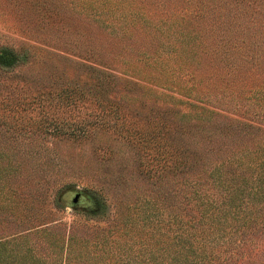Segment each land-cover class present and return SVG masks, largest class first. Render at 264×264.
<instances>
[{
  "label": "trees",
  "instance_id": "16d2710c",
  "mask_svg": "<svg viewBox=\"0 0 264 264\" xmlns=\"http://www.w3.org/2000/svg\"><path fill=\"white\" fill-rule=\"evenodd\" d=\"M70 23L81 60L176 97L144 108L105 73L78 88L49 58L30 72L34 44L76 53ZM77 123L118 134L148 191L90 239L11 188ZM0 264H264V0H0Z\"/></svg>",
  "mask_w": 264,
  "mask_h": 264
},
{
  "label": "rangeland",
  "instance_id": "374dc122",
  "mask_svg": "<svg viewBox=\"0 0 264 264\" xmlns=\"http://www.w3.org/2000/svg\"><path fill=\"white\" fill-rule=\"evenodd\" d=\"M67 33H64V37L68 39L69 36L76 43V53L68 54L52 48L40 50L43 47L34 44L28 49L29 52L42 58L30 72L43 76V70L50 65L46 59L49 58L51 63L53 61L54 71L62 74L61 80L75 82L78 88L95 87L94 77L101 78L102 73H105L113 76L119 90L127 86L134 95L144 96V108L150 106L152 99L160 102V99L169 101V95L176 97L142 80L81 60V29L70 23ZM86 105H92V102L88 101ZM137 105L138 101H135L133 106ZM178 108L189 110L185 104ZM74 126H85L88 129L86 136L47 138L45 143L49 147V157L35 167L43 173L33 174L32 171L37 170L31 167L26 171L27 174H14L11 188L18 201L17 211L26 206L35 208L43 195L39 192H46L47 208L51 209V213L45 219L59 222L52 231L61 236L69 231L76 232L90 239L93 236L91 231L96 226L103 228L112 222L113 198L114 201H125L131 192H139L143 196L144 192H148L145 190L147 183L139 181L135 172L131 171L133 163L129 156H132L133 150L118 134L111 129L94 128L90 124L77 123Z\"/></svg>",
  "mask_w": 264,
  "mask_h": 264
}]
</instances>
